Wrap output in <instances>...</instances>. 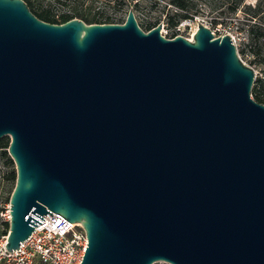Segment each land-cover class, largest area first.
<instances>
[{
    "label": "water",
    "instance_id": "obj_1",
    "mask_svg": "<svg viewBox=\"0 0 264 264\" xmlns=\"http://www.w3.org/2000/svg\"><path fill=\"white\" fill-rule=\"evenodd\" d=\"M54 23L0 0V139L17 167L7 248L47 213L80 264H264V103L232 35Z\"/></svg>",
    "mask_w": 264,
    "mask_h": 264
},
{
    "label": "rangeland",
    "instance_id": "obj_2",
    "mask_svg": "<svg viewBox=\"0 0 264 264\" xmlns=\"http://www.w3.org/2000/svg\"><path fill=\"white\" fill-rule=\"evenodd\" d=\"M34 6L38 10H48L56 13V17L70 8L64 6L58 0H33ZM139 9L135 10L132 4H123L117 0H80L79 5L89 13L90 17H95L89 23L124 22L129 10H135L140 25L147 29L146 22H156L155 25L163 21L161 31L167 37H174L181 34L187 37L192 36L199 22L211 27L216 35L230 33L236 43L241 58L253 67L255 71V81L253 88H259L260 78L264 77V47L257 54L251 44V36L248 26L245 24V14L241 9L235 13L231 12L224 3L226 0H191L194 7L191 9L193 17L182 18L178 24L171 26L168 22L169 14H174L176 6L172 0H136ZM246 3L255 5L257 0H244ZM218 19V23H213ZM61 23V22H55ZM254 96V95H253ZM11 136L6 135L0 139V220L3 212L10 204V197L16 185L17 167L14 159L8 151ZM155 264H171L160 261Z\"/></svg>",
    "mask_w": 264,
    "mask_h": 264
},
{
    "label": "built area",
    "instance_id": "obj_3",
    "mask_svg": "<svg viewBox=\"0 0 264 264\" xmlns=\"http://www.w3.org/2000/svg\"><path fill=\"white\" fill-rule=\"evenodd\" d=\"M10 211L9 204L2 214L3 219L0 220V264L81 263L89 242L81 222H70L55 211H52V214L47 213L45 220L34 227L33 232L20 243L19 248L10 251L6 247L12 218Z\"/></svg>",
    "mask_w": 264,
    "mask_h": 264
},
{
    "label": "trees",
    "instance_id": "obj_4",
    "mask_svg": "<svg viewBox=\"0 0 264 264\" xmlns=\"http://www.w3.org/2000/svg\"><path fill=\"white\" fill-rule=\"evenodd\" d=\"M31 8V10L40 18L49 21V22H65L71 18L78 17L84 19L86 22H93L92 20L95 17H90L89 13L86 12L80 5V0H58L64 6H70V8L63 11L59 17H56V13L48 10H38L34 6L33 0H26ZM123 4H132L134 9H139V3L136 0H117ZM227 4L231 12H236L238 9H241L244 14L245 24L248 26V31L251 36V44L253 50L260 54V49L264 47V0H257L255 5L251 3H246L244 0H226L224 1ZM172 4L176 6L174 14H169L168 22L171 26L178 24L182 18H191L193 13L191 9L194 7V4L191 0H172ZM218 19H215L213 23H218ZM156 22L147 21V29L150 30L154 27ZM144 29V28H143ZM147 30V31H148ZM261 85L259 88H253L252 94L253 97L264 103V77L259 79ZM9 146V145H8ZM17 180V179H16Z\"/></svg>",
    "mask_w": 264,
    "mask_h": 264
}]
</instances>
